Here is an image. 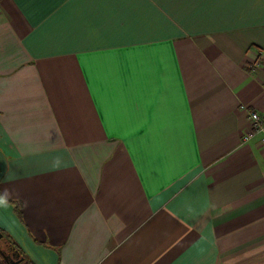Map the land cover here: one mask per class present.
I'll use <instances>...</instances> for the list:
<instances>
[{
  "label": "crops",
  "instance_id": "crops-1",
  "mask_svg": "<svg viewBox=\"0 0 264 264\" xmlns=\"http://www.w3.org/2000/svg\"><path fill=\"white\" fill-rule=\"evenodd\" d=\"M263 86L264 0H0L1 233L30 264H264Z\"/></svg>",
  "mask_w": 264,
  "mask_h": 264
},
{
  "label": "built area",
  "instance_id": "built-area-1",
  "mask_svg": "<svg viewBox=\"0 0 264 264\" xmlns=\"http://www.w3.org/2000/svg\"><path fill=\"white\" fill-rule=\"evenodd\" d=\"M258 66L259 65L255 63L251 71H255ZM248 118L250 121V128L244 133L242 142L245 143L255 136H259V144L264 148V117H261L257 112L251 111Z\"/></svg>",
  "mask_w": 264,
  "mask_h": 264
},
{
  "label": "water",
  "instance_id": "water-1",
  "mask_svg": "<svg viewBox=\"0 0 264 264\" xmlns=\"http://www.w3.org/2000/svg\"><path fill=\"white\" fill-rule=\"evenodd\" d=\"M2 238H3V234L0 231V251L4 255L5 260L7 261L8 264H30L24 261V258L15 248L3 244L1 242Z\"/></svg>",
  "mask_w": 264,
  "mask_h": 264
},
{
  "label": "trees",
  "instance_id": "trees-1",
  "mask_svg": "<svg viewBox=\"0 0 264 264\" xmlns=\"http://www.w3.org/2000/svg\"><path fill=\"white\" fill-rule=\"evenodd\" d=\"M1 242H2L3 244H6V245H8V246H12L13 248H15V247H14V244L11 242V240L8 239V238L5 237V236H3ZM15 249H16V248H15ZM16 250H17V249H16ZM17 251H18V250H17ZM18 252H19V251H18ZM0 258L5 262V264H8L7 261L5 260L4 255L1 253V251H0Z\"/></svg>",
  "mask_w": 264,
  "mask_h": 264
},
{
  "label": "snow or ice",
  "instance_id": "snow-or-ice-1",
  "mask_svg": "<svg viewBox=\"0 0 264 264\" xmlns=\"http://www.w3.org/2000/svg\"><path fill=\"white\" fill-rule=\"evenodd\" d=\"M0 203H2V201H0Z\"/></svg>",
  "mask_w": 264,
  "mask_h": 264
}]
</instances>
